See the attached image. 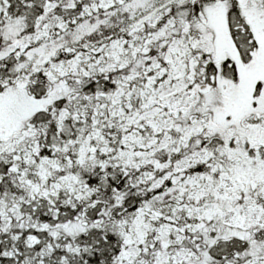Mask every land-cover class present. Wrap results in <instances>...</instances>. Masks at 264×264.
Here are the masks:
<instances>
[{"label": "snow or ice", "instance_id": "6c2138e0", "mask_svg": "<svg viewBox=\"0 0 264 264\" xmlns=\"http://www.w3.org/2000/svg\"><path fill=\"white\" fill-rule=\"evenodd\" d=\"M0 264H264V0H0Z\"/></svg>", "mask_w": 264, "mask_h": 264}]
</instances>
